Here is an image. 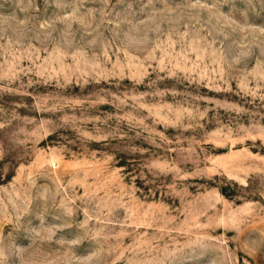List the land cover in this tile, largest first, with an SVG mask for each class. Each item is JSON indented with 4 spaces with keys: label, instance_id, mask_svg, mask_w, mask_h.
Here are the masks:
<instances>
[{
    "label": "rangeland",
    "instance_id": "374dc122",
    "mask_svg": "<svg viewBox=\"0 0 264 264\" xmlns=\"http://www.w3.org/2000/svg\"><path fill=\"white\" fill-rule=\"evenodd\" d=\"M168 10H175L171 17ZM73 11L85 23L100 26V39L113 30L120 38L125 33L139 38L145 30L154 37L157 25L169 27L165 19L179 18L181 28L198 21L196 27L223 42L229 63L239 58L230 88L221 85L216 90L207 80L188 78L180 71L171 75V63L181 62L179 46L175 52L157 51L164 70L154 72L153 62L147 77L146 65L134 62L104 64L110 75L100 78L73 76L66 82L63 76L50 80L49 73L37 75L41 67H48L45 60L54 41L61 42V50L54 53L59 58L64 41L81 40V24L59 19ZM46 21L52 28L42 31L40 25ZM117 23L119 29L114 28ZM261 30L264 0H0V35L19 37L25 44L32 41L38 49L34 65L22 61L33 69L29 75L0 79V150L12 151L20 165L11 182H4L8 166L0 168V264H46L66 250L83 257L103 244L91 238L92 222L81 227L80 201L67 203L73 188H67V196L63 188L75 184L77 194L83 191L80 180L92 167L89 145L106 150L102 155L122 154L121 164L130 176L146 172L149 163L161 170L175 168L166 178L169 184L177 173L188 174L174 181L177 190L187 189L185 199L206 208L212 221L222 223L227 212L230 223L238 227L241 216L253 211L247 207L234 214L238 200L255 196L264 205V101L259 99L264 88L256 98L243 88L245 79L249 88L264 85ZM46 31L52 36L46 38ZM90 39L84 37L82 43ZM86 47L91 55L100 50V42ZM249 50L250 55L240 56ZM4 59L0 56V74L6 68ZM242 173L249 175V190L228 179ZM164 184L161 178L153 187ZM121 217L116 209L110 218ZM226 238V253L207 240L181 238L167 264H249L246 248L264 250V225H252L240 235L228 232ZM68 239H80L81 244L68 249L61 243ZM124 239L131 242L130 237ZM113 258L102 254L93 264H111Z\"/></svg>",
    "mask_w": 264,
    "mask_h": 264
},
{
    "label": "clouds",
    "instance_id": "9594fccd",
    "mask_svg": "<svg viewBox=\"0 0 264 264\" xmlns=\"http://www.w3.org/2000/svg\"><path fill=\"white\" fill-rule=\"evenodd\" d=\"M174 11L168 10V16L171 17ZM59 19L81 24L84 33L79 41L75 38L64 41L59 58H56L54 53L61 50V42L54 41L50 58L45 60L48 67H41L36 73L39 76L49 73L48 79L50 80L63 76L66 82H69L73 76L81 79L100 78L110 75L104 71V64L119 67L134 62L138 66L146 65L143 67V75L147 77L151 75L148 69L153 67V62L157 65V68H153L154 72L164 70L159 67L160 62L155 56L157 51L175 52L179 46L181 62L171 63L168 69L171 75L180 71L188 78L199 77L207 80L208 85H214L216 90H220L221 85L226 89L230 88L229 82L234 71L233 64L237 63L239 58L229 63L224 56L223 42L216 40L211 33L196 27L198 21L196 23L186 22L181 28L179 18L165 19L163 22L169 27L165 30L157 25L154 37L149 36L148 31L145 30L139 38L129 37L127 33L124 38H120L119 33L113 30L110 37L100 39L102 36L99 32L100 26L93 27L91 22L85 23L82 18L76 16L75 11ZM138 23H143V21ZM119 27V23L114 25L115 29ZM51 28L52 22L46 21L40 25L42 31ZM135 30L140 31L139 28ZM261 31L264 32V30ZM51 36L52 32L46 31V38ZM84 37H91V39L85 44L82 43ZM97 40L100 42V50H93L89 55L86 45L96 43ZM0 41H2L0 56L5 57L4 65H6L5 71L0 74V79L12 80L21 74L29 75L33 69L22 66V61L28 60L31 64H35L38 59L36 45L32 41L25 44L21 38L16 36L0 35ZM248 55H250V50L240 53V56ZM191 56L195 59H190ZM66 60L72 63L66 64L64 62ZM53 63L58 64L59 67H53ZM249 74L255 75V73ZM243 85L246 93L254 98L264 88V85L259 84L249 88L246 79ZM259 99L264 101V93L259 95ZM2 127L3 125H0V128ZM105 151L89 145L92 167L86 170V175L80 180L82 192L79 194L75 192V184L63 185L66 196L67 188H73L72 196L67 197L68 204L80 201V211L83 214L81 227H87L89 222H92L94 227L90 229L91 238L103 241V244L83 257L70 254L66 250L62 256H56L48 260L46 264H93L102 254L114 257L111 264H118L119 261H123L124 264H167L179 250L181 238L196 237L207 240L226 253L229 245V240L226 238L228 232L240 235L252 225H264V215H262L264 205L260 204L255 196L251 199H244L242 202L238 200L239 207L232 209L234 214L240 215L241 211L247 207L253 208L252 212L241 216L238 227L230 223L227 212H225V219L222 223L212 221L207 218L206 208L199 207L196 202L185 199L187 189L177 190L174 181L187 179L188 174L177 173L173 178V183L169 184L166 178L169 171H176L175 168L161 170L149 163L146 165V172L130 176L128 170L121 164L122 154L102 155L101 153ZM6 165L8 175L4 177V182H11L15 176V169L20 166L19 162L13 159L12 151L5 153L0 150V168ZM161 178L165 179V184L154 188L153 186ZM228 179L235 181L242 190L251 188L248 173L229 176ZM15 195L19 196V193ZM216 195L218 196L219 193ZM261 199H264V195H261ZM116 209L121 211L122 217L120 219L110 218ZM68 212L71 214L72 209L69 208ZM141 228L144 231H140ZM114 229H119V231ZM125 236L131 238L130 243H125ZM52 238L53 234L49 233L47 239L51 241ZM108 241L117 243L109 244ZM61 243L67 244L68 249H71L81 244V240L68 239ZM246 255L250 258L249 264L252 261H255V264L264 262V250L246 248Z\"/></svg>",
    "mask_w": 264,
    "mask_h": 264
}]
</instances>
